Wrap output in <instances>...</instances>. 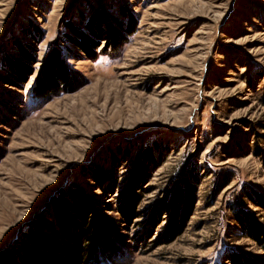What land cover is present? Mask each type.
<instances>
[{"label": "rangeland", "instance_id": "374dc122", "mask_svg": "<svg viewBox=\"0 0 264 264\" xmlns=\"http://www.w3.org/2000/svg\"><path fill=\"white\" fill-rule=\"evenodd\" d=\"M260 206L264 0H0V264H264Z\"/></svg>", "mask_w": 264, "mask_h": 264}, {"label": "trees", "instance_id": "16d2710c", "mask_svg": "<svg viewBox=\"0 0 264 264\" xmlns=\"http://www.w3.org/2000/svg\"><path fill=\"white\" fill-rule=\"evenodd\" d=\"M79 46H80L79 48H81V50L83 51V53L86 55V57L88 59L93 60L95 58L94 51H89V50H87V48H85V47H83L81 45H79ZM91 48H93V47H91ZM59 70H60V72L61 71L64 72V74H70V73L66 72L65 70H63L62 67H59ZM24 71L26 73L29 72V70L26 67H24ZM49 75L52 77V79H53L52 81L51 80L50 81H47L48 79L46 80V79H43L42 77L39 80H36V83L39 86V88L37 86L34 88V91H33L34 96H36V97L37 96L43 97V96H45L46 94H48L50 92L51 93H54V94H57L58 92L61 91V90L58 89V82L65 83V80H64L65 77H60V76L59 77H56V76H54L55 74H52L51 71H49ZM20 81H22V80L20 79ZM37 88H38V90H36ZM255 150H257V149L254 146V151ZM187 187H189V185H187ZM218 189H219V187H217V186L213 189L212 196H214L217 193ZM188 191H189V193H187V196L188 197L185 198L186 201H187V203L185 202L186 205L184 207V210L182 209L183 210V213L181 212L182 213V217L180 216V218H181V221L180 222H178V221L175 222L174 221V219L176 220V218L179 219L178 211L176 209H174V212H175L174 214L177 217L175 216V218H174V214H173V216L171 218V222H169V224H168V227H167V230H166L168 239H170L173 235H175L178 232L179 228L181 227L180 225L185 220V217H186L187 212H188V206L191 203V197L190 196H191L192 190L191 189H188ZM136 196L137 195H133L132 194V191H130L129 199H127V201H128V203H127V209H124V213H123L122 210H120V214L122 215L123 221L125 223H127V224L130 223L131 220L134 218L133 210H134L135 205H136ZM175 199H176L175 200V202H176L175 203V205H176L175 208H177V206L179 205V203L185 200L184 199V196H182L181 189H178L177 192L175 193ZM260 207L264 210V206H260ZM176 212H177V214H176ZM81 219L84 220L83 217ZM232 221L235 224L238 223V221L236 219H232ZM86 224H87L86 227L82 228L81 230H78L77 233H75L74 238L72 237L73 235H69L66 232L67 228L65 226H63L62 229H61L62 235L64 237L68 238V240H70L72 242V244H71L72 248L75 251H78L80 253V255H79L78 258H74V257L73 258L75 260L77 259V261H79V260L81 261L82 260L81 261L82 264H87L88 261H91L92 260L91 259L92 257L90 258L89 255H90V252L92 251L91 244L92 243L93 244L95 243V237H96V231H94L91 223H86ZM102 230H103V227H100L99 228V232H97V233H99V235H100L102 233ZM79 237H82V239L84 241H86V246H83V247L78 246L77 240L79 239ZM103 240H98V244L100 243V245H101L103 242L105 243L106 240L105 241H103ZM225 256H227L228 259H230V260L231 259H234L236 257L234 255V253L231 252L230 249H227L226 250Z\"/></svg>", "mask_w": 264, "mask_h": 264}]
</instances>
